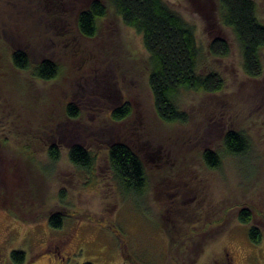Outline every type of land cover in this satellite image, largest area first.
Returning a JSON list of instances; mask_svg holds the SVG:
<instances>
[{"label":"rangeland","instance_id":"rangeland-1","mask_svg":"<svg viewBox=\"0 0 264 264\" xmlns=\"http://www.w3.org/2000/svg\"><path fill=\"white\" fill-rule=\"evenodd\" d=\"M92 1L0 0V264H16L18 250L24 264H217L225 247L251 240L240 210L264 224V47L263 73L253 78L221 20L220 0H164L195 29L197 71L225 80L217 93L183 90L177 103L187 121L165 122L149 85L143 36L110 0H101L107 14L95 37L80 33L78 16ZM254 1L264 25V0ZM216 36L228 41L229 55L210 53ZM19 50L31 70L56 62L58 76L43 80L17 68ZM126 102L132 114L114 120L113 110ZM230 130L248 138L244 155L226 152ZM116 142L144 162L143 195L124 194L115 179L109 149ZM52 144L61 151L57 162ZM75 144L95 155L92 170L71 163ZM206 150L220 154L219 168L205 164ZM56 212L64 216L60 228L49 223Z\"/></svg>","mask_w":264,"mask_h":264},{"label":"trees","instance_id":"trees-1","mask_svg":"<svg viewBox=\"0 0 264 264\" xmlns=\"http://www.w3.org/2000/svg\"><path fill=\"white\" fill-rule=\"evenodd\" d=\"M110 1L123 21L143 36L150 55L149 85L156 111L162 120L169 123L187 121L188 114L177 103L183 90L207 93L224 90L225 80L218 72L201 74L197 71L200 50L195 29L164 0ZM220 7L222 22L234 31L239 42L245 72L253 78L260 77L263 73L261 49L264 47V25L258 19L256 2L220 0ZM106 14V5L101 0H93L78 16L80 33L87 38L95 37L98 22ZM209 51L213 56L224 57L229 55L230 46L224 37L216 36L210 43ZM13 62L21 70L32 71V75L39 79L51 80L59 74V65L51 60H44L31 70L28 55L20 50L13 53ZM67 113L74 117L77 115V108L69 104ZM131 114V104L126 102L113 110L112 118L121 121ZM223 142L226 152L234 156L244 155L250 146L245 134L233 130L225 134ZM48 151L53 161L60 160L61 151L56 144H52ZM68 155L71 163L79 168L92 170L95 165V155L82 145H73ZM202 157L209 168L220 167L221 156L218 152L206 150ZM109 160L114 177L124 194L143 195L147 191L149 179L145 164L129 144H112ZM247 212L243 211L240 215L243 222L249 221ZM63 221L64 216L59 212L49 218V223L54 228L62 227ZM12 257L16 264H24L26 253L14 251Z\"/></svg>","mask_w":264,"mask_h":264},{"label":"flooded vegetation","instance_id":"flooded-vegetation-1","mask_svg":"<svg viewBox=\"0 0 264 264\" xmlns=\"http://www.w3.org/2000/svg\"><path fill=\"white\" fill-rule=\"evenodd\" d=\"M243 211H248L247 213L249 214V221L244 223L251 224V240H238L239 243H242L243 245V247L240 249L235 247H225L223 257L217 262V264H264V224H252L254 215L247 208L239 211V218ZM228 217L229 216L226 218Z\"/></svg>","mask_w":264,"mask_h":264}]
</instances>
